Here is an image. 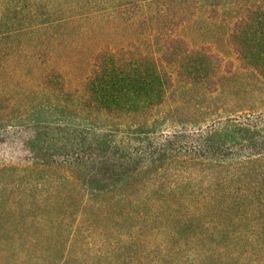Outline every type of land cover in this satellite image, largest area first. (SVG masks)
Instances as JSON below:
<instances>
[{"label":"trees","instance_id":"1","mask_svg":"<svg viewBox=\"0 0 264 264\" xmlns=\"http://www.w3.org/2000/svg\"><path fill=\"white\" fill-rule=\"evenodd\" d=\"M60 1L0 0V264H264V0H218L232 58L177 34L200 0H90L160 44L77 83L15 42L83 16Z\"/></svg>","mask_w":264,"mask_h":264},{"label":"rangeland","instance_id":"2","mask_svg":"<svg viewBox=\"0 0 264 264\" xmlns=\"http://www.w3.org/2000/svg\"><path fill=\"white\" fill-rule=\"evenodd\" d=\"M90 0H62L55 6L56 14L71 15L79 14L76 18L63 21L54 28V37L44 36L39 40H32L28 36H20L15 42L34 49L38 42H43L48 48L54 49L55 64L62 67L71 82L77 83L81 80L90 65L92 53L103 44L119 45L128 40H134L145 49H158L160 38L149 36L140 32L134 21H122L116 15L109 12H95L91 7ZM218 0H200V5L194 17L185 22L178 29L177 34L186 38L193 45L208 44L219 51L226 58H232L233 53L227 42V34L231 24L232 14L228 10L223 14V4ZM220 7L217 14L213 9ZM217 3V4H216ZM22 37V39H20ZM25 52L16 54L10 59L14 64L25 58ZM234 81H227V89ZM90 252L82 254L80 251L87 247V244L79 241L77 246L78 255L87 259L91 264V238L88 239ZM85 242V241H84Z\"/></svg>","mask_w":264,"mask_h":264}]
</instances>
